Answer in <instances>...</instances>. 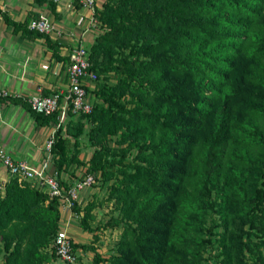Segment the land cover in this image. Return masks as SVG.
Instances as JSON below:
<instances>
[{
	"label": "trees",
	"instance_id": "1",
	"mask_svg": "<svg viewBox=\"0 0 264 264\" xmlns=\"http://www.w3.org/2000/svg\"><path fill=\"white\" fill-rule=\"evenodd\" d=\"M0 13L23 36H44L58 47L28 27L35 14L16 21ZM96 15L100 32L87 48L97 74L87 86L90 111L69 110L58 124V110H32L38 123L56 124L52 163L65 188L72 181L62 173L85 163L89 171L111 174L116 167L121 174L113 182L123 197L121 215L93 226L89 204L81 218L94 234L123 228L116 252L94 250L92 264H200L190 245L199 227L196 192L221 189L225 203L234 193L230 173L249 224L259 227L256 215L264 220V170L240 165L264 160V152L249 155L256 143L264 145V0H104ZM86 123L94 149L82 160ZM113 135L139 138L140 161H125L130 151L116 152ZM61 211L59 198L35 181L9 176L0 190V264L55 258Z\"/></svg>",
	"mask_w": 264,
	"mask_h": 264
},
{
	"label": "crops",
	"instance_id": "2",
	"mask_svg": "<svg viewBox=\"0 0 264 264\" xmlns=\"http://www.w3.org/2000/svg\"><path fill=\"white\" fill-rule=\"evenodd\" d=\"M103 1H97L96 10ZM0 9L16 21H23L30 14H35L33 18L44 15L54 26L45 34L57 43L55 50L44 36L27 38L21 30H13L0 13V87L5 90L0 98V143L13 158L25 159L39 167L45 154L44 146L56 124L38 123L26 98L38 91L65 90L70 48L78 44L88 48L100 28L89 23L92 10L78 3L69 6L66 1L0 0ZM87 84L92 86L90 82ZM9 176L0 161V181L5 182ZM61 220L68 221V234L75 236L72 227L75 217L68 209L61 211ZM43 264L69 263L56 256Z\"/></svg>",
	"mask_w": 264,
	"mask_h": 264
},
{
	"label": "rangeland",
	"instance_id": "3",
	"mask_svg": "<svg viewBox=\"0 0 264 264\" xmlns=\"http://www.w3.org/2000/svg\"><path fill=\"white\" fill-rule=\"evenodd\" d=\"M89 96L93 98L92 94ZM87 129L88 123L85 124V132L80 136L79 154L82 160L88 159L94 149V145L90 143L86 135ZM118 137V135H113L110 142L116 152L121 149H129L130 152L125 161L139 162L141 156L138 153L139 138L131 141H119ZM262 152H264V145L256 143L250 148L249 155L256 158L257 156L260 157ZM240 165H244L245 171L250 168L253 170L255 167H261L264 170V160L263 163L255 160L250 163H240ZM87 166L88 163L74 166L71 171L62 173V176H67L71 181L82 178L85 174L93 176L91 183L78 192L77 199L73 204V206L76 204L78 209L72 206L71 214L75 217L72 227L75 236H70L73 242L92 246L93 250L77 248L78 258L75 264H92L94 250L103 256H109L116 252L123 231L121 225L103 226L94 234L81 226V218L89 204L93 205L91 216L87 222L95 226L96 224H103L110 216H120L123 202L121 193L113 186L115 177H121L116 167H113L111 174H109L108 171L105 173L101 170L89 171ZM130 170L133 169L128 168V171ZM228 171L222 176L224 177ZM223 177H221V182ZM225 177L230 192H234L232 197L231 193L227 195L225 203L221 197L223 192L221 189H211L210 194L196 192L199 198L197 205L200 212L199 227L191 232L195 240L190 245L196 252V258L200 264H264L263 216L256 215L254 217L258 222V228L249 224L247 206L242 200V195L237 193V187L230 186L233 183L230 181L232 175L229 173ZM63 180L65 181V179ZM223 207L225 208L223 209Z\"/></svg>",
	"mask_w": 264,
	"mask_h": 264
},
{
	"label": "built area",
	"instance_id": "4",
	"mask_svg": "<svg viewBox=\"0 0 264 264\" xmlns=\"http://www.w3.org/2000/svg\"><path fill=\"white\" fill-rule=\"evenodd\" d=\"M53 2L66 1L69 6L74 3L87 6L92 10L90 16V25L99 26L100 22L96 15V4L98 0H52ZM28 27L36 29L39 32L47 33L53 29V24L49 19L40 15L38 18H32L28 22ZM66 63L67 87L65 90H54L43 93L38 91L26 98L32 110L44 114H51L58 110V124L63 122L67 112L71 110L74 113L88 112L92 107V99L87 91V82L94 85L97 79L95 69L91 66L88 56V50L81 44L72 46L68 52ZM5 95V90L0 87V98ZM57 124V125H58ZM55 130V129H54ZM54 130L50 134L45 146L44 157L40 166L35 167L25 159H15L0 143V161L7 168L10 176L18 179H28L35 181L50 196H57L60 200L61 210L68 209L71 214L72 206L77 199L78 192L91 183L93 176L85 174L82 178L74 179L69 186L65 188L52 163L53 154L51 146L54 139ZM52 166V168H50ZM4 187V182L0 181V190ZM68 221L60 219V226L53 237L54 251L58 258L69 264L77 262L78 253L73 248L71 237L67 232Z\"/></svg>",
	"mask_w": 264,
	"mask_h": 264
}]
</instances>
